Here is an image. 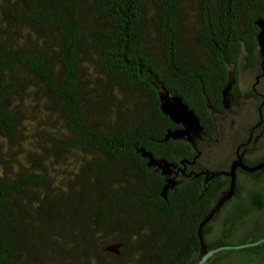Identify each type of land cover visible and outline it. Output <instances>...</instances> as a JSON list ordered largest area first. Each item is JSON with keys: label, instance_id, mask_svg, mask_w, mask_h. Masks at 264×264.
I'll use <instances>...</instances> for the list:
<instances>
[{"label": "trees", "instance_id": "obj_1", "mask_svg": "<svg viewBox=\"0 0 264 264\" xmlns=\"http://www.w3.org/2000/svg\"><path fill=\"white\" fill-rule=\"evenodd\" d=\"M187 7L184 0H0V264L195 263L211 200L186 187L164 197L138 150L148 138L164 139L171 125L160 86L201 118L205 98L220 102L228 70L236 76L240 62H256L264 3L190 0ZM92 68L100 74L94 101L79 88ZM112 85L143 97L146 109L95 122L93 109L108 115ZM63 153L65 184L52 168ZM251 194L241 215L264 207L258 191ZM116 244L118 254L107 249Z\"/></svg>", "mask_w": 264, "mask_h": 264}, {"label": "flooded vegetation", "instance_id": "obj_2", "mask_svg": "<svg viewBox=\"0 0 264 264\" xmlns=\"http://www.w3.org/2000/svg\"><path fill=\"white\" fill-rule=\"evenodd\" d=\"M255 66V61L252 65L239 64L237 66L236 76H234L231 71L232 69L228 70V74L224 79L225 82L220 89V102L215 106L205 98V105L199 106L203 114H201V118L193 108H190L198 117L201 125L200 132L192 137L191 140H188L186 136L180 138L165 137L166 139H163L164 136L162 135L159 138L156 137L154 141L148 138V141L145 142L142 147H139V150L137 149L141 154V156L139 155L140 158L143 160V163H141L145 165L148 172L158 174L162 180V195L164 197L169 191H184L183 187L191 191H198L199 189L204 201L207 202V200L210 199L213 206L219 197L229 189L231 181L229 172L232 169L234 170L235 188L233 194L210 219L223 220L222 223L226 225V227L223 226L224 229L221 235H229L235 229L236 223L232 220L242 222V220H246L245 216L252 211L251 209L249 212L241 215L242 207L249 205L252 199L251 193L257 191V189H250L247 191L246 195H243V191H241L242 186L239 185L237 177L239 175H247L254 179H260V177L264 175V167L254 171H246L240 165H234L236 162H239L244 167L251 168L264 162V93L258 92L255 88V84L247 91H242L239 80L240 67L241 69H253ZM263 72L264 70L261 74H263ZM256 79H258V77H256ZM229 82L230 88L228 92L231 96V100L230 103L225 106L223 103L222 91ZM244 96H248L257 101V115L249 127L248 135L243 138L244 140L239 141L235 145L233 156H231L232 158L229 161L228 167H213L211 165L212 155L214 152L218 151V148L214 145L218 144L216 142L221 139L219 144L221 146V143H225L227 138L224 132V122H226L224 118L225 114ZM206 101L209 106L206 104ZM221 118H223V121ZM233 122L234 120L231 121V130L234 124ZM182 128L183 126L180 123L171 121L170 127L166 129L167 132H164L167 135L168 131ZM163 161L168 164L167 167L161 164ZM233 165L234 167H232ZM199 185L201 188H198ZM258 193L263 199L264 206V195L260 190H258ZM254 210H256V208L253 209V211ZM230 223H232L231 226H234L231 229H229ZM205 236L206 235H203V237ZM245 237V240L249 239L248 242L258 241V244L250 246L254 252L258 253L264 249V227L258 228L255 234ZM209 243L212 242L206 241L207 245ZM241 243L246 242L243 241ZM198 251L199 247L197 254ZM206 263L207 261L203 264Z\"/></svg>", "mask_w": 264, "mask_h": 264}, {"label": "rangeland", "instance_id": "obj_3", "mask_svg": "<svg viewBox=\"0 0 264 264\" xmlns=\"http://www.w3.org/2000/svg\"><path fill=\"white\" fill-rule=\"evenodd\" d=\"M190 0H184L185 10H188L187 3ZM151 9V8H150ZM152 10V9H151ZM191 15L193 12L191 11ZM260 58L256 60V66L253 69H241L240 67V86L242 91H247L252 85L255 84V88L258 92L264 93V64L261 65ZM242 64V62H240ZM96 70L92 68V73H89L88 69L83 70L80 76L79 88L86 93V96L90 101L96 99L94 90L98 87V80L95 76H99ZM258 77V79H256ZM112 97L110 98L111 107L108 110L106 117H101L98 109H93L94 116L91 117L95 122L101 121V119L110 120L121 117H131V113L137 115L146 109L147 101L143 97L137 96L135 92H126L122 89L116 88L112 85L111 88ZM98 93V92H97ZM256 104L257 101L250 97H241L240 100L225 114L226 122L224 132L227 137L225 143H221L219 139L214 145L218 148L217 152L212 155L211 165L213 167L222 166L227 168L230 159L233 156L235 145L244 140L243 138L248 135L249 127L256 117ZM118 114V117L115 114ZM264 113V109H263ZM223 121V118H221ZM234 120V124L231 130V121ZM57 122H60L59 119ZM59 126V124H57ZM238 131V132H237ZM264 135V134H263ZM68 154L63 153L62 158H58V161L52 162V168L56 172V178H60L65 174L66 160ZM70 156V155H69ZM215 163V164H214ZM238 183L242 186L241 191L243 195H246L248 190L257 189L260 190L264 195V175L260 179H254L247 175H239L237 177ZM61 184H65V180H60ZM246 220L234 221L236 223L235 229L229 235H221L224 229L223 220H210V232L204 237L205 242L216 243L218 241H225L227 245H237L245 240V236L253 235L257 232L258 228L264 227V207L256 209L245 216ZM260 219V220H259ZM234 227V226H233ZM206 264H264V249L258 253L254 252L251 248H239V249H220L210 256Z\"/></svg>", "mask_w": 264, "mask_h": 264}, {"label": "water", "instance_id": "obj_4", "mask_svg": "<svg viewBox=\"0 0 264 264\" xmlns=\"http://www.w3.org/2000/svg\"><path fill=\"white\" fill-rule=\"evenodd\" d=\"M264 3V0H263ZM256 24L259 28V31L256 35L257 42H258V52L257 57L260 58L261 65L264 64V12L263 17L256 20ZM230 82L223 88L222 96H223V103L225 106L230 103L231 96L229 94ZM158 96L160 102V109L163 114L168 116L170 120L175 123H180L183 128L176 129L173 131H168L166 138L173 137V138H180L186 136L188 140H191L192 137L196 136L200 130L201 125L199 123V119L194 113L192 109H190L186 104H184L178 96L172 95L170 96L169 93L165 90L163 86H160L158 89ZM206 104H209L206 101ZM165 138V139H166ZM161 163V162H160ZM162 165L167 167L166 162H162ZM240 165L246 171H254L258 170L261 167H264V162L251 167L247 168L241 165L239 162H236L234 165ZM234 165L232 167H234ZM165 168V167H164ZM229 174L231 175L230 186L227 191H225L217 200V202L211 207L208 211L206 216L200 221L197 229V234L199 238V251L197 257L195 259L194 264H203L207 261V259L215 252L219 251L220 249H239V248H246L253 245L258 244L256 242H246V243H239L237 245H220L215 248H209L206 244L204 237H203V228L204 226L210 221V219L214 216V214L220 209V207L229 199V197L233 194L235 188V174L234 170L232 169ZM119 244L109 246L107 249L111 250L115 253H119L118 250Z\"/></svg>", "mask_w": 264, "mask_h": 264}]
</instances>
